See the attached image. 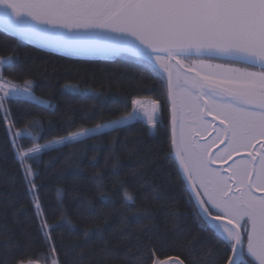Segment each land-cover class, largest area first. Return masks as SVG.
Segmentation results:
<instances>
[{
    "label": "snow or ice",
    "instance_id": "6c2138e0",
    "mask_svg": "<svg viewBox=\"0 0 264 264\" xmlns=\"http://www.w3.org/2000/svg\"><path fill=\"white\" fill-rule=\"evenodd\" d=\"M0 31L15 37L17 45L31 42L66 54L133 58L150 69L162 89L157 99H132L126 116L69 131L46 144L34 143L21 151L13 140L38 231L50 250L32 256L29 245L16 264H37V258L60 264L51 232L64 224L76 228L63 209L55 224L47 222L37 196L38 173L27 161L36 160L45 149L119 130L133 121L142 122L151 133L165 129L167 155H174L177 174L190 189L198 223L202 230L211 229L222 245L217 264H264V0H0ZM14 60L15 56L0 58V69ZM33 86L31 79L15 82L0 71V120L11 115L5 104L13 98L52 106L35 96ZM64 88L87 91L72 84ZM208 116L219 118V126ZM38 125L31 121L15 137L35 141ZM210 128L215 132L211 140L196 139ZM217 143L224 144L223 157L211 152ZM240 153L247 155L233 161L231 171L213 166L219 158ZM91 179L102 187L100 173ZM124 184L119 182L121 188ZM99 199L112 202L103 193ZM122 200L131 207L135 198L124 189ZM81 204L89 216L96 215L91 202ZM147 211L138 210L137 219ZM92 231L100 229L86 228L83 234ZM149 251L146 264H164L156 256L159 249Z\"/></svg>",
    "mask_w": 264,
    "mask_h": 264
},
{
    "label": "trees",
    "instance_id": "16d2710c",
    "mask_svg": "<svg viewBox=\"0 0 264 264\" xmlns=\"http://www.w3.org/2000/svg\"><path fill=\"white\" fill-rule=\"evenodd\" d=\"M8 56L15 60L0 69L3 75L21 83L31 79L35 96L52 106L19 97L5 104L11 115L0 120V264H16L29 245L32 256L50 251L38 231L13 140L21 151L34 143L46 144L69 131L126 116L132 99H157L162 91L150 69L127 56L113 61L70 59L23 42L17 45L14 37L0 31V58ZM65 84L87 91L65 89ZM31 121L41 124L37 139L16 138ZM168 152L163 127L151 133L145 124L133 121L119 130L45 149L36 160L27 161L38 173L37 196L47 222L55 224L63 209L76 225L74 230L64 224L51 232L60 264H146L149 249H159L160 260L177 257L185 264H217L222 255L219 238L211 229L202 230L190 190ZM97 173L102 187L91 179ZM120 181L125 182L123 188ZM124 189L135 198L131 207L122 200ZM101 193L112 202L103 204ZM81 201L95 205L96 215L89 216ZM142 209L148 211L137 219ZM86 228L100 231L84 236ZM37 263L45 260L37 258Z\"/></svg>",
    "mask_w": 264,
    "mask_h": 264
},
{
    "label": "flooded vegetation",
    "instance_id": "af4514ba",
    "mask_svg": "<svg viewBox=\"0 0 264 264\" xmlns=\"http://www.w3.org/2000/svg\"><path fill=\"white\" fill-rule=\"evenodd\" d=\"M216 63H223V61H215ZM238 67H243V65H237ZM207 119L212 123L213 126H219V118H216L215 120H213L212 116H208ZM215 135V132L212 131V129L210 128L208 132L204 133L202 136H197L196 139L200 142H206L212 139V137ZM224 148V144L222 143H217L215 145H213V147L211 148V152L212 153H217L220 152L221 153V157H223V153L221 152V150ZM246 153H240L239 155L237 154H233L231 159L228 160H224L222 158H219L216 160V162L214 163V167L221 169V170H225L227 169L228 171H231L230 169V165H232L233 161L235 160H239L242 157L246 156Z\"/></svg>",
    "mask_w": 264,
    "mask_h": 264
},
{
    "label": "water",
    "instance_id": "95a60500",
    "mask_svg": "<svg viewBox=\"0 0 264 264\" xmlns=\"http://www.w3.org/2000/svg\"><path fill=\"white\" fill-rule=\"evenodd\" d=\"M7 35L11 36L10 34H7ZM11 37H13V36H11ZM26 44L31 45L33 47H36V48H38V49H40L42 51H45L47 53H51V54H54V55H58V56L65 57V58H70V59H78V60H107V61H113V60H116L118 58L124 57V55L114 56V57H104V56H99V55H87V54H66L63 51L51 50L49 48H43V47H40V46H38L36 44H33L31 42H28ZM173 63H174V61H173ZM184 64H185V68L182 69V71H185L186 72L188 70L187 69L188 62L187 61H184ZM190 74H194V73H190ZM179 260H181V259H179L177 257H171V258H168V259L164 260V264H173L174 261L177 262V264H178V261Z\"/></svg>",
    "mask_w": 264,
    "mask_h": 264
},
{
    "label": "rangeland",
    "instance_id": "374dc122",
    "mask_svg": "<svg viewBox=\"0 0 264 264\" xmlns=\"http://www.w3.org/2000/svg\"><path fill=\"white\" fill-rule=\"evenodd\" d=\"M214 63H216V62L214 61ZM40 126H41V124H40V122H39V125L34 129V132H35L36 135H37L38 132H39ZM162 261H164V260H162ZM37 264H38V263H37Z\"/></svg>",
    "mask_w": 264,
    "mask_h": 264
}]
</instances>
